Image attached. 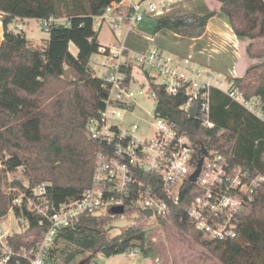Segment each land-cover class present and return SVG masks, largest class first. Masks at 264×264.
<instances>
[{
  "label": "trees",
  "instance_id": "trees-1",
  "mask_svg": "<svg viewBox=\"0 0 264 264\" xmlns=\"http://www.w3.org/2000/svg\"><path fill=\"white\" fill-rule=\"evenodd\" d=\"M123 0H0L4 37L21 44L10 72L15 94L0 85V157L5 171L24 166L30 178L29 187L14 181L26 194L21 206H14L18 215L30 219L28 230L15 236L16 246L36 245L46 229L36 212L28 208L32 189L46 185L47 199L56 204L78 198L91 186L96 143L87 135V122L104 108L107 89L104 79L90 65L93 54L102 46L94 18L104 13L112 2ZM220 12L239 39H249L246 51L254 60L244 75L235 77L246 98L258 97L264 103V0H217ZM68 18V23L52 24L43 45L28 39L26 33L15 32L10 25L19 18ZM68 15V16H67ZM216 12L206 14L171 12L162 17L145 15L139 27L143 33L155 35L168 30L176 35L200 37ZM1 28V22H0ZM70 43L78 48L77 55ZM158 99V110L186 133L195 147L198 161L201 145L222 152L235 165L250 168L264 175V121L233 100L224 91L212 88L210 120L201 122L199 101L188 109L181 106L187 97L169 95L162 86L152 84ZM4 175L0 171V217L13 207L15 193L2 191ZM191 195L184 193L169 220L189 233L223 264H264V183L258 187L255 201L242 214L239 235L234 239L204 237L185 217ZM109 215H87L76 229L65 230L51 248L48 263L71 264L78 256L90 252L86 261L99 253L109 257L132 248L150 257L152 264L168 262L162 241L153 240V230L133 224L119 234L107 233ZM114 218V217H113ZM182 218V219H181ZM141 219V218H140ZM143 220V219H142ZM59 242L64 247H56ZM158 262V263H157ZM16 264V263H14ZM26 264V263H24Z\"/></svg>",
  "mask_w": 264,
  "mask_h": 264
},
{
  "label": "built area",
  "instance_id": "built-area-1",
  "mask_svg": "<svg viewBox=\"0 0 264 264\" xmlns=\"http://www.w3.org/2000/svg\"><path fill=\"white\" fill-rule=\"evenodd\" d=\"M178 1L140 0L128 6L124 0L112 2L94 18L95 30L108 26L118 39L102 45L94 57V63L103 70L100 77L107 94L104 108L87 122V135L96 143L91 186L78 198L58 204L47 199L46 185L33 187L37 201L34 203L27 197L28 208L47 226L40 241L31 247L16 246L13 241L30 224V219L18 215L14 208L21 206L26 194L15 195L13 207L0 217V264H48L57 239L65 230L76 229L87 215L137 214V219L142 216L145 220L166 219L184 193L191 195L185 217L204 237L219 240L238 237L242 214L255 201L264 175L235 165L222 152L207 148L205 154L201 153L200 173L192 180L200 160H196L194 144L186 133L162 116L152 84L162 86L169 95L183 93L187 102L182 109L199 101L200 119L207 127L214 126L210 120L212 88L224 91L263 121L264 103L258 97H245L235 82V68L229 70V75L222 74L199 65L192 54H173L155 44L141 50L129 45L130 35L145 15L165 16ZM39 22L40 28L49 33L52 24L68 23V18L50 17ZM21 23L17 24L19 28ZM140 99L154 103L151 112L146 110L156 118L151 134L141 133L138 124L128 116L138 106L142 107ZM118 206L124 208L123 212L113 213L112 209ZM144 210H151L152 215L147 216ZM14 222L19 223L17 229ZM126 252L135 256L141 251L132 248Z\"/></svg>",
  "mask_w": 264,
  "mask_h": 264
},
{
  "label": "rangeland",
  "instance_id": "rangeland-1",
  "mask_svg": "<svg viewBox=\"0 0 264 264\" xmlns=\"http://www.w3.org/2000/svg\"><path fill=\"white\" fill-rule=\"evenodd\" d=\"M138 2L140 0H132ZM129 0H126V3ZM125 3V4H126ZM221 3L217 0H179L174 4L172 12H192L196 14H206L209 11L216 12L212 24L206 28L201 37L192 39L186 36L176 35L171 31L163 30L155 35L143 33L138 26L136 31L131 34L129 45L134 49H144L151 44H155L166 49L173 54L181 56L193 55V59L201 64L206 65L210 70L216 69L229 75V70L236 68L239 74H243L245 68L249 67L252 59L248 56L246 47L249 39H240L239 47L232 46L227 37L228 28L224 24L227 18L220 12ZM3 17V15L0 13ZM0 16V18H1ZM62 15L60 18H65ZM68 16V15H67ZM223 19V20H222ZM15 21L10 28L15 32H24L29 39L35 43L43 45L49 33L40 28V22L37 19L22 21V28L17 26ZM2 36V37H1ZM145 36L151 37L149 41ZM227 39L228 42H224ZM116 38L111 35L108 26H104L100 31L98 42L111 43ZM21 44L18 42H9L4 37V30L1 27L0 34V85L9 88L15 94L14 87L10 80L9 67L14 64L20 52ZM237 55V56H236ZM95 57V56H94ZM94 57L90 59V65L94 68L95 74L102 75V68L94 63ZM235 65V66H234ZM248 66V67H247ZM142 104L138 106L135 112L129 116L131 122L138 124L139 130L143 134H151L154 131L156 118L151 113L154 103L151 100L140 99ZM127 116V115H126ZM0 171L4 175L2 191L5 193H15L22 196L24 192L19 186H13L14 181H20L22 186L29 187L30 178L24 166L18 167L14 171H5L4 160L0 157ZM49 182H43L38 185H47ZM134 214V213H133ZM137 215V214H136ZM136 215L111 217L107 224V233L110 236L119 234L124 228L133 224H142L145 228L154 229L153 237L162 241L167 249L168 262L166 264H223L216 256L206 250L198 241L189 233L177 227L174 223L167 220L161 222L157 219L145 220L142 216L137 219ZM143 219V220H142ZM19 223L14 222V228L17 229ZM65 243L59 242L56 247H64ZM90 252L78 256L71 264H152L150 257L143 255L141 252L135 256H130L127 252L105 256L102 253L86 261ZM158 263V262H157ZM50 264V263H48ZM160 264V263H159ZM161 264H164L163 261Z\"/></svg>",
  "mask_w": 264,
  "mask_h": 264
},
{
  "label": "crops",
  "instance_id": "crops-1",
  "mask_svg": "<svg viewBox=\"0 0 264 264\" xmlns=\"http://www.w3.org/2000/svg\"><path fill=\"white\" fill-rule=\"evenodd\" d=\"M133 1L132 0H129V2H127L126 3V0H124V5H126V6H128L129 4H131ZM126 3V4H125ZM1 16V15H0ZM213 18H215V16H213L210 20H209V22H208V24H207V26H206V28H209V26H210V24H212V19ZM2 19H3V17L1 16V18H0V22H1V27H3V22H2ZM27 20H29L28 18H21V19H18V22H22V21H27ZM38 20V19H37ZM223 20V19H222ZM39 21V20H38ZM224 24H225V26L228 28V30H227V34H228V37H227V39L230 41V42H232V46L235 48L234 50L236 51V49L239 47V41H240V39L236 36V34L233 32V30H232V28L230 27V25H229V23H228V20L226 19V20H224ZM102 30V29H101ZM100 30V31H101ZM100 31H99V34H100ZM111 31V30H110ZM111 35L112 36H114L115 38H116V40L114 41V42H116L117 41V39H118V36H116L112 31H111ZM202 36V35H201ZM200 36V37H201ZM98 37H99V35H98ZM48 38V37H47ZM46 38V39H47ZM197 38H199V37H197ZM29 39V38H28ZM192 39H196V38H192ZM227 39H224V42L226 43V42H228V40ZM129 41H131V35H130V38H129ZM114 42H111V43H100L101 45H109V44H112V43H114ZM249 43V42H248ZM164 49V48H163ZM70 50H71V52L73 53V54H75V55H77V53H78V48L76 47V45L74 44V43H70ZM179 55V54H178ZM95 56V54H93L92 55V57L91 58H93ZM237 56V55H236ZM252 62H254V60L252 59ZM251 62V63H252ZM198 63V62H197ZM250 63V64H251ZM199 64V63H198ZM249 64V65H250ZM199 65H201V64H199ZM204 66H206V65H204ZM235 66V65H234ZM12 67H13V64L9 67V73L11 72V69H12ZM207 67V66H206ZM248 67V66H247ZM246 70H247V68H245ZM213 71H215V72H218V73H222V74H225L224 72H222V71H219V70H216V69H212ZM235 70H236V68H235ZM246 70H244V72H243V74H239L238 73V71L236 70V72H237V75H239V76H242V75H244L245 74V72H246Z\"/></svg>",
  "mask_w": 264,
  "mask_h": 264
},
{
  "label": "water",
  "instance_id": "water-1",
  "mask_svg": "<svg viewBox=\"0 0 264 264\" xmlns=\"http://www.w3.org/2000/svg\"><path fill=\"white\" fill-rule=\"evenodd\" d=\"M200 151H201L202 154H205L206 151H207V147L204 144H202L201 148H200ZM202 163H203V157H201L199 162H198V167H197V170L195 171V173L192 175V178H191L192 180H195L197 178V176L199 175ZM123 210H124V208L122 206H118V207H114L112 209V212L113 213H122ZM143 212L147 216H151L152 215V211L151 210H144Z\"/></svg>",
  "mask_w": 264,
  "mask_h": 264
},
{
  "label": "bare ground",
  "instance_id": "bare-ground-1",
  "mask_svg": "<svg viewBox=\"0 0 264 264\" xmlns=\"http://www.w3.org/2000/svg\"><path fill=\"white\" fill-rule=\"evenodd\" d=\"M0 34H1V28H0ZM2 37V36H1Z\"/></svg>",
  "mask_w": 264,
  "mask_h": 264
}]
</instances>
